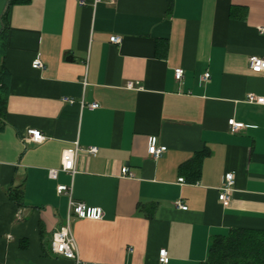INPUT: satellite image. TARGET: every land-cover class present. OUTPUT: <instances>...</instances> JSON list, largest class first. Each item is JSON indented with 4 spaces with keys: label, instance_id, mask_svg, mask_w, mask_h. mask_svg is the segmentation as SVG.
Segmentation results:
<instances>
[{
    "label": "crops",
    "instance_id": "1",
    "mask_svg": "<svg viewBox=\"0 0 264 264\" xmlns=\"http://www.w3.org/2000/svg\"><path fill=\"white\" fill-rule=\"evenodd\" d=\"M252 55L264 58V0L15 5L0 129V264H73L49 250L71 199L104 213L71 215L85 264H160L163 248L169 264H201L216 236L264 231V104L247 101L248 93L264 96V69H250ZM37 57L44 68L33 67ZM231 118L245 126L232 132ZM31 129L45 139L31 140ZM153 138L167 147L157 159ZM77 142L99 151L80 153L74 178L50 177ZM124 166L134 176L122 175ZM227 172L235 186L225 206L218 196ZM60 184L72 194L58 193ZM17 189L22 205L10 197Z\"/></svg>",
    "mask_w": 264,
    "mask_h": 264
},
{
    "label": "built area",
    "instance_id": "2",
    "mask_svg": "<svg viewBox=\"0 0 264 264\" xmlns=\"http://www.w3.org/2000/svg\"><path fill=\"white\" fill-rule=\"evenodd\" d=\"M114 1V0H109ZM110 41L113 43H121L122 37L119 35H112L110 37ZM34 68H44V63L40 57H37L33 63ZM249 67L253 72H261L264 69V58L252 55L249 58ZM185 70L182 67H178L175 69V78L178 81H181L184 77ZM210 73L206 72L204 74V79H209ZM128 88H136L137 84L133 81H128L126 84ZM70 102H73V99H67ZM247 101L249 103H260L264 104V96H259L254 93H248ZM92 109H96L100 106L98 102H93L88 105ZM229 127L232 132H237L242 129L245 125L242 122L236 121L234 118L229 119ZM29 135L31 140L34 141H42L45 139L43 133L38 129H31L29 131ZM167 150L165 145H157L156 140L153 138L149 145V153L150 155L157 159L161 157L164 152ZM99 151L97 146H89L82 147L79 142L75 143L74 147L66 148L62 153V160L60 168H51L49 170V175L52 178H56L59 171H64L69 173L73 178L78 173V157L81 152H86L90 155H94ZM121 174L124 176H134L133 172L130 171L128 166H124L121 169ZM181 182H185V179L181 177L179 179ZM235 186V175L233 172H227L224 177V182L222 186L219 188V200L223 203V205L228 206L231 203L232 194ZM58 193H68L72 194V185L68 186L65 184H60L58 186ZM176 206L181 209H187V205H185L181 200L175 202ZM74 214L80 218H92V219H101L104 215L101 207L89 206L84 202L75 201L73 199L70 200L69 205V217L66 224L56 228L52 234L50 239L49 250L53 255L61 256L66 259H70L73 264H85L79 255L78 244L74 237L72 227H71V215ZM170 257L168 255V251L163 248L159 251V263L160 264H169ZM100 264V263H93Z\"/></svg>",
    "mask_w": 264,
    "mask_h": 264
},
{
    "label": "trees",
    "instance_id": "3",
    "mask_svg": "<svg viewBox=\"0 0 264 264\" xmlns=\"http://www.w3.org/2000/svg\"><path fill=\"white\" fill-rule=\"evenodd\" d=\"M31 0H10L2 15V29L0 30V129L6 113V103L9 96V71L6 67L10 18L13 7L17 4H27ZM205 152L197 154L195 161L196 172L199 162ZM23 190H13L11 199L19 205L22 201ZM201 264H264V231L233 229L227 235H218L211 244L209 258Z\"/></svg>",
    "mask_w": 264,
    "mask_h": 264
},
{
    "label": "water",
    "instance_id": "4",
    "mask_svg": "<svg viewBox=\"0 0 264 264\" xmlns=\"http://www.w3.org/2000/svg\"><path fill=\"white\" fill-rule=\"evenodd\" d=\"M10 0H0V30L2 29V15L5 12Z\"/></svg>",
    "mask_w": 264,
    "mask_h": 264
},
{
    "label": "rangeland",
    "instance_id": "5",
    "mask_svg": "<svg viewBox=\"0 0 264 264\" xmlns=\"http://www.w3.org/2000/svg\"><path fill=\"white\" fill-rule=\"evenodd\" d=\"M8 264H29L26 260H23L22 257H15L13 260H7ZM32 264H36V263H32Z\"/></svg>",
    "mask_w": 264,
    "mask_h": 264
}]
</instances>
